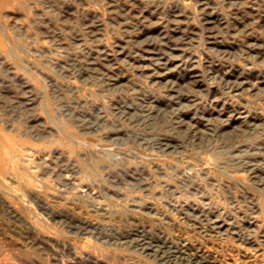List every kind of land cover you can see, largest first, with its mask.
<instances>
[{
	"label": "rangeland",
	"instance_id": "1",
	"mask_svg": "<svg viewBox=\"0 0 264 264\" xmlns=\"http://www.w3.org/2000/svg\"><path fill=\"white\" fill-rule=\"evenodd\" d=\"M0 264H264V0H0Z\"/></svg>",
	"mask_w": 264,
	"mask_h": 264
}]
</instances>
